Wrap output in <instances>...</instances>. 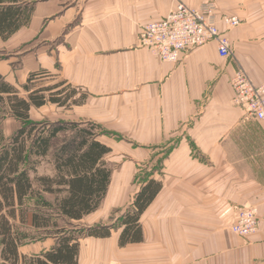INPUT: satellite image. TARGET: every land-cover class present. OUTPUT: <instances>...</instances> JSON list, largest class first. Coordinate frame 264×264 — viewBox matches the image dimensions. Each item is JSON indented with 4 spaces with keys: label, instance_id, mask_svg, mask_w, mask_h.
Instances as JSON below:
<instances>
[{
    "label": "crops",
    "instance_id": "crops-1",
    "mask_svg": "<svg viewBox=\"0 0 264 264\" xmlns=\"http://www.w3.org/2000/svg\"><path fill=\"white\" fill-rule=\"evenodd\" d=\"M178 2H214L219 14L240 19L230 29L219 20L233 49L229 59L216 41L176 63L141 44L142 27ZM239 68L256 85L264 81V0H39L25 26L0 35V73L11 85L22 90L31 72L44 70L86 94L70 107L33 106L31 119L92 122L111 148L106 197L77 222L117 229L80 238L78 264H264V170L255 177L264 160V120L234 103L231 77ZM18 121H3L6 136ZM149 179L162 188L140 219L144 240L121 246L118 219ZM251 205L260 223L245 238L231 227ZM55 240L26 242L19 251L41 255Z\"/></svg>",
    "mask_w": 264,
    "mask_h": 264
},
{
    "label": "trees",
    "instance_id": "trees-1",
    "mask_svg": "<svg viewBox=\"0 0 264 264\" xmlns=\"http://www.w3.org/2000/svg\"><path fill=\"white\" fill-rule=\"evenodd\" d=\"M39 0H0V35L9 38L25 26ZM47 71L31 72L22 90L0 73V121L11 116L21 121L6 136L0 127V258L2 264H78L80 238L110 236L117 224L79 226L76 222L95 212L104 201L113 169L105 157L111 148L97 136L100 127L92 122L33 121L30 109L51 102L70 107L86 94L80 87L58 80L40 86ZM80 92L79 97L75 95ZM53 155L54 176H33L42 159ZM162 188L149 179L136 193L131 206L120 215L119 244L141 242L140 219ZM54 195V201L45 194ZM51 236L56 244L46 253L28 256L20 246L32 232ZM33 239V238H30Z\"/></svg>",
    "mask_w": 264,
    "mask_h": 264
},
{
    "label": "built area",
    "instance_id": "built-area-1",
    "mask_svg": "<svg viewBox=\"0 0 264 264\" xmlns=\"http://www.w3.org/2000/svg\"><path fill=\"white\" fill-rule=\"evenodd\" d=\"M219 20L227 29L241 24L237 16L219 14L214 2L198 8L178 2L169 15L142 27L141 44L161 60L176 63L190 50L216 41L220 56L229 59L233 49L229 37L219 27ZM231 78L234 103L247 117L264 120V81L256 85L242 68L237 69ZM259 223V209L251 205L238 211L231 229L248 238L257 232Z\"/></svg>",
    "mask_w": 264,
    "mask_h": 264
},
{
    "label": "rangeland",
    "instance_id": "rangeland-1",
    "mask_svg": "<svg viewBox=\"0 0 264 264\" xmlns=\"http://www.w3.org/2000/svg\"><path fill=\"white\" fill-rule=\"evenodd\" d=\"M60 80V79H58ZM58 80L56 78H52L51 76H43L42 78H40L37 82V84H39L40 86H44V85H54L58 82ZM80 96V92H78L75 97H79ZM8 117H5L4 119H2L0 121V127L2 126L3 124V121L6 119L7 120ZM47 121H50L52 122L51 120L49 119H45ZM43 120V121H45ZM21 123V121H18ZM21 125V124H19ZM13 127V125H11ZM11 136V135H10ZM9 137V136H8ZM53 155H50V156H47L46 158L42 159V161L40 162V164L37 166V172L33 173L32 175L33 176H46V175H49V176H54L56 174V171L54 169V164H53ZM257 169L256 171H258V175L255 176L256 178H261V175L263 174L262 171L264 170V160H260V161H257ZM45 198H47L49 201H54V195L52 194H45ZM79 226L83 227L85 226L84 224L82 223H79V222H76ZM86 227V226H85ZM32 235L33 237H30V238H33V239H30L28 238L26 242H34L36 240H40L41 238H45L46 236L44 234H41V233H36L35 231L32 232ZM51 237V236H50ZM0 264L1 263V258H0Z\"/></svg>",
    "mask_w": 264,
    "mask_h": 264
}]
</instances>
